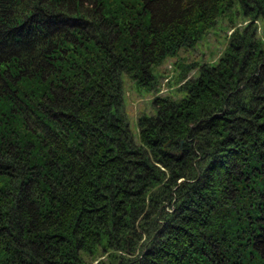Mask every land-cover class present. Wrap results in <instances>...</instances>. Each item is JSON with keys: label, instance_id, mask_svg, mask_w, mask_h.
Listing matches in <instances>:
<instances>
[{"label": "trees", "instance_id": "1", "mask_svg": "<svg viewBox=\"0 0 264 264\" xmlns=\"http://www.w3.org/2000/svg\"><path fill=\"white\" fill-rule=\"evenodd\" d=\"M234 7L135 137L121 75ZM0 264H264V0H0Z\"/></svg>", "mask_w": 264, "mask_h": 264}, {"label": "rangeland", "instance_id": "2", "mask_svg": "<svg viewBox=\"0 0 264 264\" xmlns=\"http://www.w3.org/2000/svg\"><path fill=\"white\" fill-rule=\"evenodd\" d=\"M238 8L225 11L216 18V22L195 42L193 46L181 48L179 55L166 57L159 65L155 66V86L148 90L138 86L136 82L126 74L121 75L123 104L130 129L137 137V117L142 113H154L155 109L152 99L155 95H166L177 99L182 95L178 90L179 85L184 81L177 75L182 70L179 65L185 66L195 61L198 64L203 62H215L223 52L232 26H242L247 19L237 13ZM232 15V21L230 16ZM258 32L263 34L262 22H258ZM198 67L190 68L187 76L196 75Z\"/></svg>", "mask_w": 264, "mask_h": 264}]
</instances>
